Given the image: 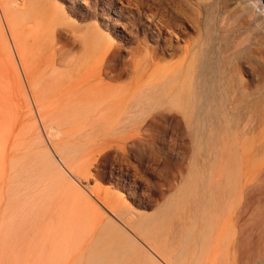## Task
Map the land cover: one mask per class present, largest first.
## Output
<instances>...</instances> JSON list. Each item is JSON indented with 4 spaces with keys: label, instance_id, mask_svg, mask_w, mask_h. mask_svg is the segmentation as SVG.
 <instances>
[{
    "label": "rangeland",
    "instance_id": "374dc122",
    "mask_svg": "<svg viewBox=\"0 0 264 264\" xmlns=\"http://www.w3.org/2000/svg\"><path fill=\"white\" fill-rule=\"evenodd\" d=\"M79 1L53 0L64 9L66 22H75L84 34L97 29L118 48L113 61L108 53L95 67L92 82L115 90L118 109L60 113L65 103L50 90L47 77L52 58L59 55L34 49L28 66L45 72L39 84L53 93L41 100L43 113L61 122L59 135L48 138L55 125L47 130L38 119L0 6V137L13 136L8 131L14 130L22 154L28 150L29 128L43 147L47 141L52 149L70 147L68 179L81 176L80 186L89 196L94 191L119 199L116 215L91 197L115 222L139 216L151 220L143 231L153 233L171 264H264V0ZM114 9L120 10L118 16ZM113 23L125 31H116ZM81 32L54 31L58 43H68L65 61L82 56ZM154 54L162 59H151ZM107 63L113 71H105ZM119 71L121 78L115 76ZM200 77L207 83L201 84ZM209 87L214 97L204 92ZM212 98L222 113L197 109ZM37 173L21 180L16 263L82 264L77 252L58 258L40 253V229L56 218L34 207L30 195ZM4 253L0 264H12Z\"/></svg>",
    "mask_w": 264,
    "mask_h": 264
},
{
    "label": "bare ground",
    "instance_id": "6f19581e",
    "mask_svg": "<svg viewBox=\"0 0 264 264\" xmlns=\"http://www.w3.org/2000/svg\"><path fill=\"white\" fill-rule=\"evenodd\" d=\"M79 3L85 4L83 0H80ZM0 6L2 22L11 26V37L14 41L13 51L18 57L20 70L32 89V99L39 114L38 119L47 130L52 124L55 125L54 133L47 131L48 138L50 136L57 137L60 133L57 130L61 125L60 120L56 117L53 118V116L43 113L41 100L51 94L50 90L65 103L60 107V113H75L74 115L109 113L118 109L119 106L112 99L115 90L92 83L97 75L95 67L103 64L105 55L109 53L108 61H113L118 54V48H113L111 42H106L99 30L95 29V33H82V28L75 22L65 21L64 9L53 0H0ZM86 10H88L87 5ZM119 14L120 10L114 9V15L118 16ZM28 21H31L32 24L27 27L25 24ZM112 25L113 29L118 32V29L125 31L124 25L118 23ZM57 27H62L71 34H73V30L81 32L79 35V42L82 44L81 57L68 61L63 59L65 55L67 56L64 49L68 43H58L55 40L54 31ZM85 28L90 29L89 27ZM34 49H39L41 53H49L51 57L59 55L58 59L52 58L51 70L47 75L50 90L49 88L43 89L39 84V80L42 79L45 72L42 71L39 74L35 66L33 67L32 64L28 66L27 59L31 62V57L35 54ZM151 59L160 60L162 57L154 54ZM146 62H150V60H146ZM132 63L138 64L139 61H132ZM57 64L65 66V70H56ZM202 64L205 67L208 61L203 58L201 66ZM98 68L96 67V69ZM105 71H113L109 63H107ZM122 75V71L115 74L117 78H121ZM153 75H155L153 78L159 77L157 72H154ZM201 75H203L202 72H200ZM200 81L201 84H206L207 78L200 77ZM211 88L205 89L204 92L213 96L214 89ZM210 101H214V98L210 99L206 105L205 103L199 105L197 109L204 110V113H222L218 110V104L212 105ZM221 109L223 110V106ZM48 113H52L51 110ZM78 117L80 118L81 115ZM8 133H13V136H5V139L0 137V251L2 250L6 256L12 259V264H17L19 250L18 223L21 211L19 201L21 180L24 177L28 178V175L34 170H38L37 175L32 177L35 181L33 183H36L35 192L30 195L34 207L37 211H49L51 218H56L51 227L45 226L40 229L41 235L40 241H38L41 243L40 253L44 252L47 256L58 258L62 254L68 256L77 252L78 261H82V264H118L119 262H123V264H171L162 255L161 246L158 245V248L154 243L153 233L143 231V229L149 228L151 220L139 216L137 221L136 218L130 217L132 221L115 222L111 216H105L101 212L92 198L100 201L106 210L115 214L117 213L116 208L121 203L119 199L107 193L102 197L94 191L89 196L80 186L81 176L74 175V182L68 179L66 173L72 175L73 171L69 166L70 147L53 148L54 151H52L51 142L48 141V147H43L41 145L43 140L40 137H38L39 140L35 139L31 128H29L25 132L29 138L27 141L28 150L22 154L21 145L14 130L11 129ZM34 140L39 142V148ZM47 148H50L53 153ZM102 152L104 153V151ZM110 214L112 213L110 212ZM151 229L152 227L149 230ZM139 236H142V240L146 242L145 247L142 245L143 242L139 241Z\"/></svg>",
    "mask_w": 264,
    "mask_h": 264
}]
</instances>
